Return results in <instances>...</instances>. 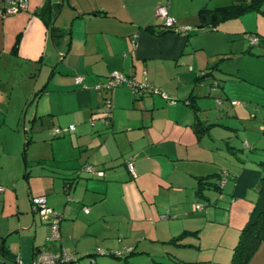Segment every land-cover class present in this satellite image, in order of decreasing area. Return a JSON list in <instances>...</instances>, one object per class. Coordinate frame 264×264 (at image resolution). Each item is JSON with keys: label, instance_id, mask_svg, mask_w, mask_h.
<instances>
[{"label": "crops", "instance_id": "obj_1", "mask_svg": "<svg viewBox=\"0 0 264 264\" xmlns=\"http://www.w3.org/2000/svg\"><path fill=\"white\" fill-rule=\"evenodd\" d=\"M238 2L29 0L26 10L9 12L10 2L0 0V107L4 105L2 100L12 97L19 88L12 76L10 83L3 67L13 60L22 62L21 78L27 83L30 80L27 74L32 73L35 87L43 88L39 96L34 91L26 94L22 104L25 115L16 113V135L19 137L21 133L23 118L24 132L27 122L36 128H40L38 124L50 126L49 132L26 145L42 143L41 159L66 161L58 166L63 172L62 184L55 183V179L53 186L41 188L29 181L26 165L29 200L45 196L50 207L60 214L61 239L49 241L48 219L39 217L33 210L31 214L28 201L19 195L15 209H12L13 203L9 204L22 168L16 160L17 153L7 141L0 140V185L3 187L0 190V258L3 263L12 264L19 255L24 264H32L40 248L65 247L76 257L71 264L91 256L89 253L96 256L86 259L84 264H131L128 256L121 262L105 255L114 249L110 248L114 242L107 239L109 235L114 230L116 234L129 233L128 226L123 232V219L137 214L128 205L116 209L109 204L111 181H121L119 167L114 168L119 164H124L131 176L137 178L139 187L150 181L160 190L153 194L159 199L148 202L150 212H145L144 218L151 226L153 221H158L156 230L161 227L168 231L169 241L188 230L190 226L186 222L204 218L215 221L216 217L226 224L222 240L235 238L258 200L264 174V162L258 163L264 155L261 135L264 125L258 119L264 109V5L263 11H247L223 19L214 27L202 25L199 12L203 7L221 10ZM158 5H166L179 25L191 28L183 33L163 32L166 29L156 13ZM54 32L60 35L58 42ZM253 38L257 42H252ZM113 71L125 73L137 84H150L169 98L161 92H146L128 83L108 93L97 89V82L105 80ZM78 77L83 79L77 82ZM105 96H109L112 104L109 123L102 121L106 114ZM218 99L222 102L218 103ZM212 102L219 108L210 115L209 109L214 108ZM192 105L199 107L198 114ZM198 117L203 125L211 124L201 136L194 127ZM222 119L229 121L224 123ZM1 120L0 116V127L6 124L5 119ZM72 124L75 128L64 132L72 133L64 139L72 145L71 152L57 151L53 146L56 143L50 139V135H55L52 130ZM216 126L220 128V136L211 132ZM234 135L244 138L243 146L249 147V154L245 146L241 149L230 140ZM46 144L52 145L50 154L43 150L47 149ZM13 154L16 157L7 160ZM84 158L83 165L93 168L91 175L96 173L106 179H83L79 168ZM131 160L135 174L128 166ZM76 175L78 179L74 178ZM208 175H212L208 180L213 183L222 177L224 184L221 188L206 184L200 195V179ZM162 189H166V194L161 193ZM210 190L216 193H209ZM71 191L78 198L74 202L68 200ZM199 196L214 199L215 207L211 206L206 215L200 213L203 208H196ZM218 202L226 207L217 206ZM85 207L89 210L85 211ZM222 209L224 212L216 216ZM102 244L107 245L102 248L104 254L95 250L103 247ZM128 247H131L129 256L148 252L136 245ZM155 255H152L155 264L172 263L163 261V254L160 258L157 255L159 261L155 260ZM224 264L230 263L226 260ZM249 264H264V241Z\"/></svg>", "mask_w": 264, "mask_h": 264}, {"label": "rangeland", "instance_id": "obj_2", "mask_svg": "<svg viewBox=\"0 0 264 264\" xmlns=\"http://www.w3.org/2000/svg\"><path fill=\"white\" fill-rule=\"evenodd\" d=\"M254 49L257 50L256 47H254ZM21 63L22 62L13 60V61H10L8 65H4L3 67L4 71L6 70L5 72L9 77L8 79L10 83L12 82L11 78L14 77L16 81H13V82H16V86L19 83L17 86L19 88L17 89L16 92L12 94V97L9 98V96H7L5 100H2L3 101L2 103L4 105L3 107H0V116L2 118L1 122H3V120L5 119L6 124L0 127L1 128L0 129V140L2 139V141L3 140L7 141L10 149H12L13 152L17 153V159L16 158L15 159L20 163L21 168H22L21 171L19 169V172H20L19 179L15 177L18 182L16 185L17 189L12 190L11 197L9 199V204L11 203L12 205L13 203L12 209H15V199L17 195H19L20 197L28 201V209H29V212L32 214V203H31L32 197L29 200L27 177L25 175L27 167H28L29 174H30L28 179L31 183H33L34 181L35 186H38L40 188L44 186L50 187L54 185L53 182L55 179H57L55 180L56 181L55 183L62 184L63 180L61 177L63 176L62 175L63 172L61 168H58V166H61V164H64L66 161H58V160L48 159V158L41 159L40 157L41 156L40 154L42 153L41 149L42 147H44V144L42 143H37V144L31 143V144L26 145L27 139L35 140L36 138L49 132L50 126L48 127V125L38 124L40 125L39 126L40 128H36V127H32L31 123L27 122V127L25 128L27 135H25L26 132H24V127H23L24 118H23V121H21L20 123L21 133H19V137L16 135L18 134V132H16L17 124H18V119H16V117L18 115L21 116L22 113L23 115H25L26 108L24 109V111H22V107H23L22 104L24 100H26L24 99L26 94H28L30 91L31 92L34 91V95H36V93L40 89L43 88V86L41 85L39 87L38 85L37 87H35L36 80L32 78L31 76L32 73L27 74L28 77L30 76V80L27 81V83L21 78V75H22L21 74L22 73ZM214 94H216L215 96H217L218 94L217 91H215ZM216 98L217 97H215L214 99L215 101H216ZM211 106L214 107L215 110L214 108L209 109L211 111L210 115L213 114L212 111H216L217 107L219 108V106L216 103L215 105H213V102ZM19 108H20V111L18 112L17 110ZM16 113H18L17 116H16ZM258 119L264 125V109L261 112V115L258 117ZM222 120L224 123L229 121L228 119H222ZM10 124H13V127H10ZM219 129L220 128L216 126L215 128L211 130V132L215 136H220L221 133L219 132ZM53 132L54 130H52V133ZM71 134L69 133L65 134L64 132H61L58 136H55L53 134L50 135V139L56 143L53 146L55 147L57 151L65 150L67 153L69 151L71 152L70 146L72 145L69 142H66L64 140L66 138H69ZM261 135L264 136V130H261ZM230 140H232V142L233 141L236 142L237 145L240 146L241 149H244L243 148L245 146V145L243 146L244 138L237 137L236 135H234V137L232 136ZM224 144L226 146L225 140H224ZM46 145H47V149L44 148L43 150L45 151L47 150L46 153L50 154L51 152L50 148L52 145H48V144ZM245 147H246L245 149H247L246 151H248V154H249L251 150L249 149V147L247 146ZM238 151L239 150H235L236 153H238ZM83 152L84 151L82 150V153ZM240 156H242V154H240ZM14 157H16V154L10 155L7 158V160L9 159V161H12ZM234 157L236 160H238L235 155ZM85 158L83 159L82 165H80L81 167L76 166L78 168L80 167L79 175L82 176L83 179L90 178V179H95L96 181L106 179L102 175L101 177L96 176L97 175L96 173H95L96 175L95 174L91 175L90 171L83 168L84 161L86 160ZM260 158L261 157H258L257 159H260ZM262 159H264V155ZM262 159L258 161L260 165L262 164L261 163ZM118 163L120 162H117V164ZM26 164L28 165L27 167H26ZM119 165H117V167H114V168L119 167L118 174H119V178L121 181H111L110 186H109V194L111 195V199H110L111 201L109 202V204L113 208H116V209L122 208L124 207V205H128L130 209L135 211L137 214L131 216L130 218L123 219V222H124L123 232L124 230H126L128 226L129 233L116 234L114 230L113 233L109 235L110 238H107L111 242H114V245H111L112 247H110V248H114L112 249V251H121L122 255L115 256L111 254L112 251H108L105 254L107 257H111L112 259H116L121 262L123 261V259H126L129 257L131 259L130 261L131 264H155V261L152 258L153 257L152 255L154 254H156L155 256L157 257V258L155 257L156 258L155 260L159 261L157 255H159V258H160V256L163 254L165 258L162 257V260L165 262H168V260L172 261L171 264H220V263L224 264L226 260L228 263L231 262L232 255H233V249L239 240L241 231L236 234L235 238H231V240L228 237L222 240L223 231L226 228V224L221 223L220 217H216L215 221H211V220L209 221L206 218H204L199 221L198 220L194 221V223L186 222L187 225L190 226L188 227V230L189 229L190 230L182 231V232H185V235L181 238L183 240V242L181 241L182 242L181 245L175 242H170L169 237L171 235L170 233H168V231L163 230V228L161 227H158V229L156 230V226H157L156 224L158 223V221L156 223L153 221L152 222L153 226H151L149 224V220L148 219L145 220L144 218V213L150 212L148 208V202L151 201L152 199L154 201L159 199L158 196H155L153 194H156V192L160 190L159 189L157 190V187L152 186V183L150 181L147 184L143 183L146 186L145 188H144V185L143 186L140 185L139 187V184L137 183V178H133L131 176V174L128 172L124 164H121L120 166ZM261 167L263 168V166ZM6 169H8V166H6L5 170ZM76 172L78 174V171ZM48 174L51 176H48ZM55 176H57V178H55ZM75 177L78 179V175L74 176V178ZM31 188L33 189V192H35L34 188L33 187ZM161 193L166 194V189H162ZM209 193L214 194L216 193V191L210 190ZM76 196L77 195H75V191H71V197L68 196V200H72L74 202L76 201V199H78ZM211 198L212 197L209 196V200H208L204 197L199 196V198L196 199V202L199 203L203 208V211L200 212L201 215H206V211L211 206L215 207L214 199L211 200ZM140 200L141 201L143 200L144 202L142 203ZM48 205L50 206L49 203ZM218 205L223 206L224 208L226 207L224 204H221L219 202L217 203V206ZM221 211L224 212L223 209L219 210L216 216L220 215ZM34 213L39 215V217H42L40 212H34ZM198 228H200V230H198L199 232L195 233L194 231L197 230ZM164 238H168V240L164 241L163 240ZM121 240L123 242H121ZM124 245L126 246L124 247ZM129 245H134V246L136 245L137 248L139 247L142 249L143 248L147 249L148 252H144V253L140 252V253L134 254L133 256L132 255L129 256L127 254L128 251H126V249L129 248L128 247ZM101 246L103 247H99V248L97 247L95 250L107 248L105 247L107 245L102 244ZM94 256H96V254L91 255V256L81 257L79 260L75 261L73 264H84L85 261H87L86 259L89 260ZM213 261H215L216 263Z\"/></svg>", "mask_w": 264, "mask_h": 264}, {"label": "built area", "instance_id": "obj_3", "mask_svg": "<svg viewBox=\"0 0 264 264\" xmlns=\"http://www.w3.org/2000/svg\"><path fill=\"white\" fill-rule=\"evenodd\" d=\"M10 2V6L8 8L9 12H17L20 10H26L29 6V0H8ZM157 15L163 20L164 27L167 29H171L172 31H176L179 33H183L188 31L191 27L188 25H179L177 23V19L172 16L166 5H158L156 9ZM252 42H257L256 38L252 39ZM83 78L78 77L77 82H80ZM124 83H128L129 85L135 87L136 85L147 87V83L137 84L133 79L127 76L125 73L121 71H113L110 76H108L105 80H99L96 84V88L103 90L105 92H109L111 89L120 86ZM163 97L168 98V95L162 93ZM222 99H218V103H221ZM237 101H232L235 104ZM112 104L109 97H106L104 100L103 111L106 113L103 117V120L108 123V119L111 117ZM75 128V125H70L69 127L59 129L55 128L54 133L58 134L61 131H68ZM129 169L135 174L134 163L133 161H129L128 163ZM88 171H93L91 165H86L84 167ZM221 184H224V180L220 181ZM3 187L0 185V190ZM32 210L35 212H40L44 219H48L50 232L48 235L49 241H58L61 239L60 233V214L55 211L52 207H50L47 203V198L45 196H35L31 199ZM197 209H202L200 204L196 205ZM88 207H85V211H88ZM131 248H127L126 251H130ZM98 252L104 254L105 251L102 249H98ZM116 254H122L121 251H114ZM76 259V257L68 252L65 247H61L58 250H48L45 247L40 248L33 260L32 264H71V262ZM0 264H5L2 262L0 258ZM12 264H24L23 260L19 255H17L13 260Z\"/></svg>", "mask_w": 264, "mask_h": 264}, {"label": "trees", "instance_id": "obj_4", "mask_svg": "<svg viewBox=\"0 0 264 264\" xmlns=\"http://www.w3.org/2000/svg\"><path fill=\"white\" fill-rule=\"evenodd\" d=\"M263 5H264V0H240L238 3H234L228 7H225L223 9L219 10H212L208 7H203L200 12H199V17L202 21V25L204 26H216L221 20L227 19V18H232L235 17L236 15L242 14L247 11L251 10H259L263 11ZM264 12V11H263ZM166 31L163 32H168L172 31L171 29L165 28ZM162 32V33H163ZM60 35L56 34L54 32L53 37L54 39L58 38ZM262 40V39H261ZM264 40V39H263ZM58 42V39H57ZM259 42V40H258ZM135 88H141L146 91V92H155L159 93V89H156L152 85L148 84L147 87L136 85ZM42 90H39L36 93V96H39L41 94ZM162 94V92H161ZM109 97V96H105ZM104 98V99H105ZM169 98V97H168ZM194 108L196 114H198V109L199 107L196 105H192ZM111 118V117H110ZM108 119V123L111 121V119ZM211 124L208 125H203V122L200 120V118H197V122L194 124L195 131L198 133V135L204 134V132L208 131V128H210ZM65 132V131H62ZM55 134V135H59ZM30 141V139H27V143ZM262 162H264V159H262ZM27 165V164H26ZM212 175L205 176L204 178L200 179V185L198 188V193L203 194V190L206 187L205 185L207 184V187L209 186H215L218 188L222 187L221 184V179L220 177L217 183H213L209 181L208 179ZM259 197L256 202V204L253 207V210L250 214L249 219L246 221L244 226L241 229L240 237L237 242V244L234 246L233 249V255L230 264H249L253 254L256 252L258 247L260 246L261 242L264 241V174L261 178V184L259 187ZM189 231V230H186ZM192 232V231H190ZM195 233L199 232L198 230L194 231ZM185 235V232L180 233L176 237H173L170 242H175L177 244L181 245L182 237ZM112 255L115 256H120L121 254H116L114 251L111 252ZM88 255H92L89 253Z\"/></svg>", "mask_w": 264, "mask_h": 264}, {"label": "water", "instance_id": "obj_5", "mask_svg": "<svg viewBox=\"0 0 264 264\" xmlns=\"http://www.w3.org/2000/svg\"><path fill=\"white\" fill-rule=\"evenodd\" d=\"M93 124L95 123V121L92 122Z\"/></svg>", "mask_w": 264, "mask_h": 264}]
</instances>
